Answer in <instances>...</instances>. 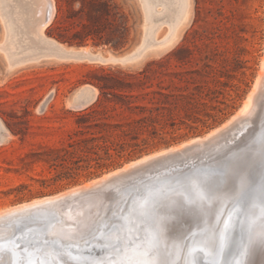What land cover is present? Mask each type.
<instances>
[{
	"label": "rangeland",
	"instance_id": "rangeland-1",
	"mask_svg": "<svg viewBox=\"0 0 264 264\" xmlns=\"http://www.w3.org/2000/svg\"><path fill=\"white\" fill-rule=\"evenodd\" d=\"M114 1L130 27L129 44L118 51L136 45L146 24L152 30L151 40L162 46L133 65L44 58L49 51L41 44V33L54 39L47 29L55 17L40 33L43 6L30 0H0V211L83 187L140 159L204 139L242 112L256 90L264 60V0H191L189 18L178 15L177 0H147L149 21L143 0ZM74 47L117 51L91 43ZM179 47L183 51L172 55ZM33 58L37 61H28ZM153 62L161 64L147 73L146 89L133 91L129 103L152 110L160 99L152 92L168 94L166 110L157 121L149 120L148 111L131 114L112 94L97 103L100 91L93 83L104 82L103 71L136 75ZM85 86L98 93L92 105L77 108L72 96ZM260 103L261 109L253 103L257 108L246 110L241 124L221 136L223 139L189 154L156 161L105 188L108 197L66 202L65 214L55 204H48L43 213L31 210L0 220V246L11 245L17 241L15 236L24 232L44 237V246L52 250L51 241L86 245L97 240L107 249L100 258L103 264L115 259L116 249L133 250L140 232L152 230L156 222L170 221L178 233L187 226L201 230L205 214L217 221L215 234L219 238L226 217L233 213L245 231L233 240L229 257L237 245L245 264H264V243L259 241L264 240V146L259 143L264 137V94ZM93 105L92 117L81 120L80 112ZM131 117L148 120L132 124ZM116 125L129 132L121 141ZM92 138L97 140L92 142ZM105 143L110 147L107 152L95 147ZM226 159L232 165L222 183L210 184L201 178L202 172L218 168ZM198 195L200 203L195 200ZM219 209H224L223 214ZM181 218L185 222L181 223ZM213 234L208 235L212 246ZM68 256L61 262L77 264L98 257Z\"/></svg>",
	"mask_w": 264,
	"mask_h": 264
},
{
	"label": "bare ground",
	"instance_id": "bare-ground-1",
	"mask_svg": "<svg viewBox=\"0 0 264 264\" xmlns=\"http://www.w3.org/2000/svg\"><path fill=\"white\" fill-rule=\"evenodd\" d=\"M143 1L145 3L146 21H149V17L151 16V8H150L149 4L147 3V0H143ZM30 2H32L33 4L41 5L44 8L43 15H42V17H40V19H39L40 21H38L39 22V25H38L39 32L41 33L45 29V27L50 23L51 19L55 15L56 9H55V5H54V1L53 0H30ZM177 4H178V8H179L178 15L189 18L190 13H191L190 12L191 11V9H190L191 0H177ZM151 35H152V30L146 24L145 33H143L144 39H143V44H142V48H146L145 52H144V57L150 50L160 49V47H162L161 43L160 44L157 42L155 43L151 40ZM40 38H41V44H43L49 51L48 54L43 55L44 58H52V59H57V60H61V61H74V62L88 61V62H92V63H100L97 59H95L93 57V55H92L93 52H91L89 49H81V48H77V47H67L66 45H63L54 39L47 38L45 35H42V33H41ZM170 45H171V43H170ZM141 59H143V58H141ZM28 61L29 62H35L37 60L35 58H33L31 60H28ZM261 87H263V88H261ZM261 89H263V90L261 91ZM80 91L83 95L87 96L88 98H92V99L98 93L94 88H92L90 86L84 87ZM262 94H264V60H263V70L260 73L259 78L257 80L256 90L252 91V95L248 98L249 101L245 103L244 110L242 112L240 111V113L237 114L235 117H233L227 124L223 125L219 129L214 130L208 137H205L204 139L193 140L192 142L188 143L187 145H185L182 148H178V149L176 148L175 150H171V151L168 150L169 152L167 151L165 153H161V154H157L154 156H150V157L140 159L135 163H131V165L125 166L123 169H119V170H117V171H115V172H113L107 176H104L103 178H100L96 181L94 180L93 182H91V183H89L83 187H79V188H76L74 190L70 189L69 191L61 193V194L54 196V197L44 198V199H41L38 201H34L31 203H25V204H22V205H19V206L10 208V209L0 211V220L4 219L6 217H9L10 215L13 216L15 214L28 212L31 210H36L37 212L39 211L40 213H43L42 208H44L48 204H55L54 206L60 211V213L65 214L64 209L66 207L64 204L66 202H68V203L79 202V201L81 202L83 199H89L90 197H98V196L108 197V195L104 194V192H103L105 188H107L108 186H110V185H112L118 181H122V180L127 179V178H129V177H131L137 173L144 171L145 168L150 167L151 165H155L153 163H155L156 161L163 159L169 155H171V156L174 155L172 157H175V155L177 156L178 154H181V153H188L189 151H197L198 147H204L205 148L206 145H209L214 141L215 142L218 141L221 138V136H224V134L226 132H228L230 129L232 130L236 124H238V123L241 124V122H239V120L241 121L242 116L246 110L251 111L253 109V107L255 105V104L253 105V103H258V109H261L260 98H261ZM254 108H257V107H254ZM244 121L245 120H243L242 122H244ZM251 129H253V128H251ZM226 138H228V137L226 136ZM221 139H223V138H221ZM222 141H224V140H222ZM218 145H219V143L217 144V146ZM184 156H186V155H184ZM186 159H188V158H186ZM217 189H218V187H217ZM233 189H234V186H233ZM235 190H237V189H235ZM229 192H232V191H229ZM229 194L230 193H228V195ZM233 194H234V192H233ZM231 195L232 194H230V196ZM230 196H229V198H231ZM225 197H227V194ZM232 197H233V195H232ZM174 198H176V197H174ZM222 199L223 198H221V200ZM227 199H228V197H227ZM227 199H225V201H227ZM195 200L197 203H200L202 201L201 196L198 195V197ZM216 200H218V198H216ZM225 201H224V203H225ZM228 202H229V200H228ZM160 203H161V201H160ZM224 203H223V205H224ZM168 204H169V202H168ZM227 204H225V207ZM197 208H199V207H197ZM234 208L236 209V207H234ZM232 210H234V209H232ZM236 210H237L236 211V213H237L239 210L238 209H236ZM73 211H75V210H73ZM234 211H232V212H234ZM223 212H224V209L218 210V213L223 214ZM186 213H187V211H186ZM154 215H156V214H153V216ZM225 216H227V215H225ZM225 216L223 215V217H225ZM235 216H236L235 214L231 213L226 217L221 229L219 230V235L217 234L219 236V238H217L216 234H215L216 226L218 224L217 221L213 222L205 214L203 217H201L202 220H205V228H203L201 230L198 227L193 228V226H187L186 227L187 229L181 230L178 233L179 230L175 229L174 223H171L170 221L156 222L154 224L152 230L150 228H147L146 231L142 230V232H140L141 239L138 242L137 241L133 242L134 243L133 250L127 251L125 249V247H123L122 249H116L115 250V252H116L115 253V259L112 258L113 259L112 261H108V262H105L103 264H189L191 262V260H193V258L196 255V253H194V250L197 247L201 248L205 253V255L201 254L202 255L201 258L212 259L214 262H219L221 259H223V258H221L222 256L220 254L221 253L220 240L221 239L226 240V241L228 240V236H227L228 230H232L233 226L236 225L238 222V219ZM215 217H216V215H215ZM149 218H151V217L149 216ZM180 220H181V223L185 222L184 219H182V218ZM200 223L202 224V222H200ZM179 224H180V221H179ZM17 229H19V227H17ZM244 231L245 230L243 229V233H244ZM116 233H118V232H116ZM176 233H177V236L175 235ZM212 233H214L213 235L215 237L214 241L212 239V241L214 242L213 246H212V244L209 245L210 241L208 239V235L212 234ZM151 235L155 236V238L154 237L151 238L150 237ZM186 236H187V238H186ZM209 237H211V236H209ZM14 239L17 241H13V243L11 245L0 246V264H66V263L61 262V261L66 259V257H69L68 256L69 253L72 254V257L74 259H82V258H85L86 256H90V255L98 256L93 260L83 262V263H77V264H102L100 261L101 255H103L105 252H107V249L105 247L98 245L99 242H97V240L92 241L86 245H82V244L69 245V244H62L61 242H57V241H51L50 244L52 245L53 250L57 251V254H54L53 250L51 248L49 249V248H46L47 246L46 247L44 246V243H43L44 237H42V236H35L34 237L33 233L24 232L23 234H18L17 236H15ZM255 240L258 241L257 239H255ZM259 241L262 242V244L264 243L263 242L264 240H259ZM40 243H42V244L40 245ZM6 249L9 250L8 253L7 252H5V253L1 252L2 250H6ZM244 249H246V248H244ZM45 250L46 251L48 250L49 252L46 253ZM118 253H120V254H118ZM216 253L218 255H216ZM108 256H110V254ZM217 257L219 259H217ZM49 259L52 260V262H50Z\"/></svg>",
	"mask_w": 264,
	"mask_h": 264
},
{
	"label": "trees",
	"instance_id": "trees-1",
	"mask_svg": "<svg viewBox=\"0 0 264 264\" xmlns=\"http://www.w3.org/2000/svg\"><path fill=\"white\" fill-rule=\"evenodd\" d=\"M54 1L56 9L55 19L47 29V34L57 40V42L69 47L86 46L91 43L96 47L107 46L117 51L124 49L129 44L130 27L128 26V19L114 0ZM182 51L183 49L179 47L173 51L172 55H177ZM160 64V62L148 64L143 71L136 75L118 72L119 75L116 76L114 73L103 71L102 81L104 82L93 83L100 91L97 103L100 104L102 102V97L107 98V95L112 94L123 103L120 104L121 107H126L131 114H142L148 111L150 113L149 120L157 121L158 118L163 116V111L166 110V101L170 98L168 94L161 91H153L152 94L159 95L160 99L156 103L155 109L152 110H148L145 107L132 106L129 100L134 98L133 95H130L133 91L146 89L145 79L147 73L153 71V66H160ZM154 72L158 73L155 70ZM95 105L80 112L81 120L88 121L92 117ZM155 112H157L156 115H154ZM130 119L132 124L138 125L148 120L146 117L141 119L131 117ZM122 127V125H116L115 127L120 130L117 134L121 138L120 141L129 135V132ZM96 140V138L91 139L92 142ZM95 147L103 148L106 152L110 150L106 143L103 146L96 145Z\"/></svg>",
	"mask_w": 264,
	"mask_h": 264
},
{
	"label": "water",
	"instance_id": "water-1",
	"mask_svg": "<svg viewBox=\"0 0 264 264\" xmlns=\"http://www.w3.org/2000/svg\"><path fill=\"white\" fill-rule=\"evenodd\" d=\"M143 39L144 37L142 35L141 40L132 48L126 51H111L108 53L104 51H97L93 52L92 55L102 65H133L138 63L141 58H144V52L146 48H142ZM80 89L76 91V93L72 96L71 102L73 106L77 108L89 107L94 103V101L92 100V98H88L87 96L83 95ZM242 230L243 228L239 222L238 224L233 226L232 230H228L227 241L223 239L220 240V254L222 256L221 258L223 259H221L219 262H214L212 259L201 258V254L205 255V253L201 248L197 247L194 250V253H196V255L189 264H245L246 258L241 253V249L237 245L234 247V249H236V252L234 253L233 257H229V252L233 248V240L236 239V237L241 238ZM216 255L218 254L216 253ZM217 259L219 258L217 257Z\"/></svg>",
	"mask_w": 264,
	"mask_h": 264
},
{
	"label": "snow or ice",
	"instance_id": "snow-or-ice-1",
	"mask_svg": "<svg viewBox=\"0 0 264 264\" xmlns=\"http://www.w3.org/2000/svg\"><path fill=\"white\" fill-rule=\"evenodd\" d=\"M259 143L264 146V137L260 138ZM262 156H264V154H262ZM231 165L232 161L226 159L218 168L202 172L201 178L210 184L218 185L227 178Z\"/></svg>",
	"mask_w": 264,
	"mask_h": 264
}]
</instances>
